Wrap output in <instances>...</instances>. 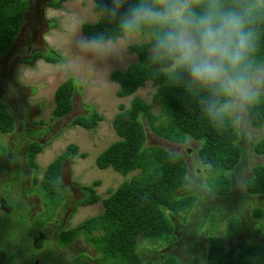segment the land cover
<instances>
[{
	"label": "rangeland",
	"instance_id": "1",
	"mask_svg": "<svg viewBox=\"0 0 264 264\" xmlns=\"http://www.w3.org/2000/svg\"><path fill=\"white\" fill-rule=\"evenodd\" d=\"M28 1L25 19L19 27L17 36L13 37V46L8 50L10 52L0 56V97L6 102L7 108L14 113L17 120L14 132L0 133V156L12 151L20 158L11 167V170L16 172L15 177L19 179V185H13L10 193L11 195L21 194L24 191V193L30 194L32 190L31 193L39 196L45 209L32 219V222L37 226V221H42L45 218L46 221L47 216L54 211V204H61L60 208H64L66 203L73 204L74 201L75 210L70 213L72 217L62 226L65 228L64 230H68L88 218L89 215L103 210L100 198L96 201L97 205L89 204L84 208L77 207L78 199L84 196V193L79 190V186L99 180L101 183L96 186V192L106 197L125 178H130L138 172V170H134L123 177L111 166L99 168L95 159L109 144L118 139L111 121L118 111V104L128 105L130 99V96H117L118 84L110 79V74L114 70H122L137 59L136 53L128 51L130 44L149 43V39L144 35L129 36L125 34L115 41L93 43L87 40L81 31L83 23H94L99 17L93 0H63L60 8L47 6V2L50 0ZM151 46L148 48L149 54ZM45 48H53L58 51L62 56V61L50 63L44 59H38L33 64L22 61L24 58H30L34 51H45ZM70 76L74 77L80 86L79 91L73 97V108L63 118L51 120L54 90ZM155 88L150 81H147L134 94L153 103L152 94ZM84 105L95 107L103 115V119L94 129H85L80 125L69 126L72 116L86 113ZM16 109L17 113H15ZM153 110L159 113L157 104H153ZM229 116L238 133L237 142L241 147L242 155L236 170L226 172L211 171L208 164L200 162L197 156L199 141L187 139L184 143L177 144L155 136L147 128L148 144L162 145L172 152L183 155L188 168L187 174L191 179L190 183L193 184L191 187L193 190L189 194L196 192V188L200 192L198 201L196 204L194 202L195 206L193 204L191 208L193 212L186 222L170 215L174 226L187 227L196 236L195 241L188 245L192 248L189 253L197 256L190 260L194 264H208L205 253L207 246L212 242L210 237L207 238L209 234H216L225 246L242 239L264 243V212L260 216L255 212L258 207L263 210L264 194L250 195L245 190L246 180L253 174L254 166L264 162L262 155L255 154L253 146L258 139L264 137V126L260 129H253L248 124L244 108L234 110ZM30 140L42 145L54 141L56 145L51 144L48 149L53 152V157L51 156L50 160L60 153L68 143L72 142L78 146L77 153L65 161L61 175L62 185L55 188V197L49 196L46 190L33 183V177L41 178L43 165L50 160L43 162L44 153L36 154L35 161L39 167L38 172L35 173L34 169H29L23 155L25 156ZM82 153L86 155L83 157ZM14 159L17 160L15 155ZM5 164L6 161H4ZM0 166H3L2 161H0ZM3 170L5 169H0V178L7 179L9 169L8 171L6 169L4 173ZM226 175L229 176V185L222 180V176L227 178ZM186 194L182 188L177 191V195ZM79 208L82 210H78ZM231 217L240 220V229L234 236H230L228 230V221ZM169 223L171 224L170 220ZM212 225L214 226L211 227ZM20 228L23 229V232L29 229L25 225ZM15 230L16 228H14ZM55 236V232L49 231L44 239L46 244L41 245L40 242H36L35 244H38L36 251H32V255L26 258L27 262H30L28 259L32 258L39 260L40 264H51L47 257H54L53 254H49L53 251L54 246L48 240L50 241ZM26 237L29 239V236L26 235ZM165 237L166 239L164 236L145 239L139 237V242L142 243V264H159L155 260L160 261L167 254H173V250L176 248L171 247L172 242L164 243L171 240L172 235ZM60 239L59 234L55 245L65 247L67 244L61 243ZM30 243H32L31 240ZM74 244L78 250L74 246L72 251H67L69 249L64 248L61 250L63 254L61 261L68 264H111L109 260H106L105 255L97 253L93 244L83 236H78ZM39 246H41V250L38 248ZM166 247L168 248L164 250ZM148 248H153L151 253ZM83 250L86 251L85 254L72 257L73 254H76L75 252L81 253ZM159 251L165 255L154 258ZM2 254L5 252L2 251ZM14 258L13 255L10 256V259ZM170 258L174 259L175 256H166L164 261Z\"/></svg>",
	"mask_w": 264,
	"mask_h": 264
},
{
	"label": "trees",
	"instance_id": "2",
	"mask_svg": "<svg viewBox=\"0 0 264 264\" xmlns=\"http://www.w3.org/2000/svg\"><path fill=\"white\" fill-rule=\"evenodd\" d=\"M63 0H50L47 6L60 8ZM28 0H0V54L7 52L13 43V37L25 19ZM99 17L94 23L85 22L81 31L86 39L96 43L108 40L115 41L125 35L120 29V17L127 7L137 0H125L117 10L115 0H93ZM55 26V25H53ZM259 41L256 60L264 62V23L259 26ZM149 43H132L128 51L136 53L137 59L125 68L111 72L110 79L118 84L116 91L119 97H128V105L118 104V111L112 118V127L118 139L98 154L95 163L101 169L111 166L122 175L138 170L130 178H125L110 194L103 199L104 210L89 216L68 230L61 231V243L68 244L76 237L83 236L92 243L94 249L105 255L112 264H142L138 253L139 237H160L170 235L172 225L167 211L185 219L192 208L193 195H176V191L185 186L187 165L180 153H175L162 145L148 144L147 128L157 137L184 143L188 138L199 141L197 155L203 164H208L211 171L231 170L238 163L241 147L237 143L238 135L230 116L213 119L209 116L203 103L208 93L195 86H189L187 75L179 79L172 78L161 71V66L150 59L148 48L153 41L147 34ZM50 63L62 61V56L53 48L45 51L36 50L30 58L24 60L33 64L37 59ZM150 81L155 86L152 94L153 103L134 94L139 87ZM80 86L74 77L66 78L53 93L54 106L51 120L69 113L73 107V97ZM153 104L159 107L154 112ZM86 113L72 116L70 125H80L86 129L98 126L103 115L89 105H84ZM249 125L258 129L264 126V95L260 101L244 108ZM14 121L0 97V132H11ZM43 145L31 141L27 146L26 164L35 173L39 167L35 161ZM256 154L264 157V137L254 143ZM78 151L75 143H69L45 167L41 178L33 177V183L42 187L55 197V188L62 185L61 174L67 159ZM86 154L82 153L84 157ZM223 182L229 185V178L222 176ZM39 183V184H38ZM99 180L79 186L84 196L78 204L87 205L96 202L100 197L96 192ZM246 191L250 195L264 194V162L256 164L253 174L246 182ZM46 192L44 191V194ZM260 216L263 210L255 209ZM239 229L236 217L229 220V235L233 236ZM207 246L208 264H264V243L257 240H242L225 246L217 236H211ZM170 258L159 264H176Z\"/></svg>",
	"mask_w": 264,
	"mask_h": 264
},
{
	"label": "clouds",
	"instance_id": "3",
	"mask_svg": "<svg viewBox=\"0 0 264 264\" xmlns=\"http://www.w3.org/2000/svg\"><path fill=\"white\" fill-rule=\"evenodd\" d=\"M124 2L115 0L112 16ZM262 23L264 0H137L120 17L123 33L151 38L149 59L161 71L177 79L187 75L190 87L208 93L203 103L213 119L255 105L264 95V63L256 60ZM98 195L104 210L107 196Z\"/></svg>",
	"mask_w": 264,
	"mask_h": 264
},
{
	"label": "crops",
	"instance_id": "4",
	"mask_svg": "<svg viewBox=\"0 0 264 264\" xmlns=\"http://www.w3.org/2000/svg\"><path fill=\"white\" fill-rule=\"evenodd\" d=\"M4 103H5V106L7 108L8 105L6 104L5 101H4ZM7 110L9 112H11V115L13 117L14 130L12 132H14L16 129V126H17V124L15 123L17 120L15 118L14 113L9 108H7ZM246 119H247V116H246ZM0 133H2V132H0ZM8 133H11V132H7V133H3V134H8ZM50 144L56 145L54 141H51L50 143H44L42 151L39 152V153H44L43 162L50 160L51 156L53 157V152L48 150L49 149L48 147ZM39 153H37V154H39ZM13 154L15 155L17 160L14 159ZM23 157L25 158V161H27V151L25 153V156L23 155ZM19 159L20 158H18L16 156V154L12 151H8V153H5L3 156H0V161L3 162V166H0V169H5V170H3V173L6 171V169H7V171L9 169L8 178L7 179H2V177L0 178V202H1L0 209H1V211H3V212H0L1 213L0 214V264H18V261H20L22 259H24V261H25L23 264H40L39 260H33L31 258V259H28L30 262H27L26 258L29 255H32V251H36V247L38 246V244H35L36 242H40L41 245L46 244L44 239H45V235L49 231L55 232L56 236L52 237L50 239V241L48 240V242H50L54 246L53 251H51L49 254H51V255L53 254L54 257H47V258L50 259L51 264H68L65 261H61L62 256H63L61 250H64V248H66V249H69L67 251H72V250H74L73 246L76 250H78L77 247H75V244H74L75 241L67 244L65 247H62L58 244L55 245V241L57 240L58 235L61 234V231L64 228L62 226L67 222V220L70 217H72L71 216L72 214H70V213H73L75 210V207L73 206L74 201H73V204H71V202L68 204L66 203L64 208H60L61 204H57V205L54 204L53 205L54 211L52 213H50L49 216H47L48 217L47 220L45 221V219H46L45 218L42 221H37L38 226L36 224H34L32 222V219L35 218L37 215H40V212H42L43 209H45L42 206V203H41L39 196L31 193V192H33L32 190L30 191V194H28V193L26 194V193H24V191L21 194L15 193V194L11 195V193H10L11 187L13 185H15V184L19 185V179L16 178L15 177L16 175L14 174V173H16L15 170L14 171L11 170V167H13L12 164L14 162H17ZM198 159H199V157H198ZM52 160L48 161V163H50ZM4 161H6L5 165H4ZM240 161H241V156H240L238 163H236L235 166L231 170H228V171L236 170V168L240 164ZM48 163L43 165L44 166L43 171H44L45 167L48 165ZM29 169H31V168H29ZM187 172H188V170H187ZM0 173H1V171H0ZM121 176L126 177L127 175H121ZM187 176H188V174H187ZM226 177L229 178L228 175H226ZM247 180H246V182H247ZM190 181H191V179L189 177L188 182L185 184V186H183L181 188L183 191L184 190L186 191L187 195H193L194 196L195 204H196V202L199 199L198 194L200 192L196 188V192H194L193 194H189V192L193 190V189H191L193 184H191ZM181 188H179V189H181ZM245 190H246V187H245ZM177 191H176V195H177ZM2 192H4V193H2ZM93 204L97 205V202L93 203ZM195 204H194V206H195ZM2 207L6 208V210H3ZM77 207H83L84 208L85 205L78 204ZM69 210H73V211H69ZM78 210H82V208H79ZM192 212H193L192 209H190V211L188 212L185 219L180 218L176 215H172V216H175L179 219L185 220V222H186L188 217L191 216ZM98 213H100V212H95L89 216H92V215H95ZM167 214H168V218L171 221V225H172L171 226L172 227V231H171L172 239L167 240L164 243L172 242L171 247L176 248V250H173V254L170 253V254H167L166 256H171V255L175 256L176 264H194V262H191L190 260L197 258V256H194L192 253H189L192 250V248L189 247L188 245L192 244V241H195L194 239L196 238V236L193 235V232L191 230H188L187 227L174 226L173 222L170 218V215H171L170 211H167ZM11 221H12V223H10ZM236 222H237L238 227L240 229V220H238V218H236ZM24 225L27 228H29L25 232H23V229L20 228V227H24ZM213 226L214 225H212L211 227H213ZM228 226H229V221H228ZM66 227H68V226H66ZM14 228H16L15 231H14ZM239 229L235 232V234L239 231ZM23 234H24V236H23ZM25 234L27 236H29V239H28V237H26ZM205 234H208V233H205ZM214 235L217 236L216 234H209V236L207 238L214 236ZM27 239H28V241H27ZM30 240L32 241V243H30ZM242 240H246V239H242ZM242 240H240V241H242ZM26 246H28V247L26 248ZM30 246H31V249H30ZM141 246H142V243L139 242L138 253H139L140 257H141ZM40 247L41 246H39L38 248L41 250ZM167 248L168 247L164 248V250H166ZM151 250H153V248L149 249L150 253H151ZM2 251H4L5 254H2ZM22 251H24V252H22ZM75 253L76 254H73L72 257L79 255V254H85L86 251L83 250L81 253H77V252H75ZM11 255H13L15 258L10 259ZM64 255H65V253H64ZM162 255H165V254L161 253V251H159L158 253H156L154 258H159ZM164 258L161 259L160 261L155 260V262H161L164 260ZM141 259H142V257H141ZM205 259H207L206 253H205Z\"/></svg>",
	"mask_w": 264,
	"mask_h": 264
},
{
	"label": "flooded vegetation",
	"instance_id": "5",
	"mask_svg": "<svg viewBox=\"0 0 264 264\" xmlns=\"http://www.w3.org/2000/svg\"><path fill=\"white\" fill-rule=\"evenodd\" d=\"M17 36V35H16ZM15 36V37H16ZM15 113H17V109H16V112ZM27 114V113H26ZM15 174V173H14ZM21 252V251H20ZM22 252H24V251H22ZM25 261H24V259H22V260H20V261H18V264H23Z\"/></svg>",
	"mask_w": 264,
	"mask_h": 264
}]
</instances>
